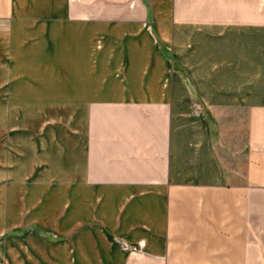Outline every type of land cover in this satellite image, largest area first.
Instances as JSON below:
<instances>
[{"label": "crops", "instance_id": "0c3cea01", "mask_svg": "<svg viewBox=\"0 0 264 264\" xmlns=\"http://www.w3.org/2000/svg\"><path fill=\"white\" fill-rule=\"evenodd\" d=\"M0 264H264V0H0Z\"/></svg>", "mask_w": 264, "mask_h": 264}, {"label": "rangeland", "instance_id": "374dc122", "mask_svg": "<svg viewBox=\"0 0 264 264\" xmlns=\"http://www.w3.org/2000/svg\"><path fill=\"white\" fill-rule=\"evenodd\" d=\"M195 43L198 44V46H204L203 44L199 43V39L195 40ZM195 110L197 112H201L204 113L205 111H203V107H202V102L201 101H196L195 104ZM227 118L226 120H224V130H223V135H219L218 136V146H219V150L222 153L223 157L225 158V161L230 165L232 159H234V151H233V139L234 137L232 136V129L230 127L231 124V112L226 113L225 115ZM262 245H263V241L262 240H258Z\"/></svg>", "mask_w": 264, "mask_h": 264}, {"label": "built area", "instance_id": "2783aa9c", "mask_svg": "<svg viewBox=\"0 0 264 264\" xmlns=\"http://www.w3.org/2000/svg\"><path fill=\"white\" fill-rule=\"evenodd\" d=\"M146 242L144 240L138 242L137 244L123 243V248L129 252H140L145 247Z\"/></svg>", "mask_w": 264, "mask_h": 264}]
</instances>
